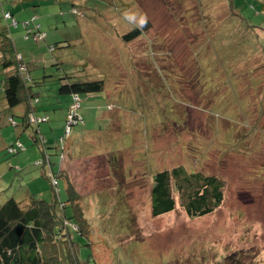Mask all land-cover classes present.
<instances>
[{
	"label": "rangeland",
	"instance_id": "374dc122",
	"mask_svg": "<svg viewBox=\"0 0 264 264\" xmlns=\"http://www.w3.org/2000/svg\"><path fill=\"white\" fill-rule=\"evenodd\" d=\"M29 19L38 43L22 38ZM4 31L28 68L32 114L49 121L6 107L0 63V206L52 191L64 202L68 186L89 222L78 234L67 221L76 262L62 264H218L229 253L264 264V0H0ZM64 77L104 89L79 94L62 150ZM44 148L64 175L56 183ZM178 166L222 180L218 209L190 218L174 192V210L151 215L152 176Z\"/></svg>",
	"mask_w": 264,
	"mask_h": 264
},
{
	"label": "trees",
	"instance_id": "16d2710c",
	"mask_svg": "<svg viewBox=\"0 0 264 264\" xmlns=\"http://www.w3.org/2000/svg\"><path fill=\"white\" fill-rule=\"evenodd\" d=\"M142 27L133 28L123 34L121 36L122 41L129 43L141 36L147 24H143ZM21 28L24 32L22 38L25 41H34L29 35L26 36L29 29L34 32H40L37 24H32V27L31 24L29 26H21ZM2 34L0 36V53L3 55L1 65L4 69L13 68V73L7 75L3 80L5 83L3 93L7 106L13 109L22 103H26V107H24L25 117L23 119L34 118L40 120V122H42L41 120L49 121L45 117L35 118L33 116L31 105L34 101L32 100L37 97H34L31 93L30 84H27L29 80L28 68L23 63L21 55L16 52L12 42ZM35 43L38 42L35 41ZM6 55L9 56L8 59H6ZM17 56H20L19 60L16 59ZM68 79L67 77L62 78L61 81L66 82H61L59 92L68 94L72 98L78 97L79 94L99 93L104 89V83L101 80L69 82ZM79 109L80 103L73 112L80 119ZM70 110L71 108L69 112ZM68 114L65 116V122ZM76 122L78 123L79 121ZM71 132L72 130H70L68 136H65L64 129L59 143L62 145V150H64V143L70 137ZM34 140L36 142L37 138L34 137ZM40 152L42 153V166H46L50 173L47 176L49 182L52 184L56 183L58 179H63L64 175L60 173L59 164L50 162L45 148L40 150ZM110 156L109 161L113 168L116 169L117 166L112 161L115 156ZM54 165L58 168L56 173L52 171V166ZM61 176L62 178H60ZM222 189L223 182L219 177L205 174L201 170L188 172L182 166H178L158 171L152 176L150 190L151 215L159 217L171 213L175 208L174 192L179 197L180 206L188 217L209 215L219 208L223 200ZM52 192L53 197L50 201L41 200L35 194H31L21 201L9 198L0 206V264H62L60 259H63V255L68 260L72 259V262H76L73 257L71 230L69 231L68 229L67 221L69 219L73 220L75 233L80 234L85 230L84 224L87 221L89 222V220L86 219L85 214L81 211L79 197L68 186V198L64 202L57 201L55 192ZM68 206L72 209L69 216L64 211ZM62 245L66 251L65 253H63ZM237 256L238 254L234 257L229 253L226 257L223 256L218 264H242L240 257Z\"/></svg>",
	"mask_w": 264,
	"mask_h": 264
},
{
	"label": "built area",
	"instance_id": "2783aa9c",
	"mask_svg": "<svg viewBox=\"0 0 264 264\" xmlns=\"http://www.w3.org/2000/svg\"><path fill=\"white\" fill-rule=\"evenodd\" d=\"M4 19H5L6 21L9 22V26H10V27L16 28V27L18 26V22H17V21L11 16L10 13H8V12L4 13ZM30 24H31V21H24V22L22 23V26H23V27H24V26H29ZM36 28H37V27H36ZM28 35H29L34 41H37V40H39V39L42 38V37H41V35H42L41 32H34L32 29H29V30H28L26 36H28ZM26 36H25V37H26ZM16 59L19 60V59H20V56H17ZM21 69H22V68H21ZM78 98H79V97H77V96L73 97V105L71 106V110H70V112H69V114H68V116H67V125H66V128H65V136H68V135H69L70 130H71V128H70L71 124L76 123V121H79V118L76 117L75 114H74V112H73V111L76 110V109L78 108V106H79V100H78ZM8 120H9L11 123H14L13 120H12L11 118H9ZM31 120H32L33 122H35V123L40 122V120H38V119H34V118H31ZM19 149H21V146H20V145H17V146H14V148H10V149H8V152H9V153H16L17 150H19Z\"/></svg>",
	"mask_w": 264,
	"mask_h": 264
},
{
	"label": "crops",
	"instance_id": "0c3cea01",
	"mask_svg": "<svg viewBox=\"0 0 264 264\" xmlns=\"http://www.w3.org/2000/svg\"><path fill=\"white\" fill-rule=\"evenodd\" d=\"M15 15V14H14ZM6 30H10L9 28H8V26H7V28H6ZM1 34L2 33H0V36H1ZM3 34H4V36H6L9 40H10V38H9V35L4 31L3 32ZM2 34V35H3ZM22 37V36H21ZM16 50V49H15ZM17 52V51H16ZM18 53V52H17ZM18 54H20V53H18ZM0 63H2V61L0 62ZM4 71L6 72V73H8L7 75H9V74H11V73H13V68H8V69H4ZM4 83V82H3ZM4 85H5V83H4ZM29 85V84H28ZM5 105H6V107H8L7 106V104H6V102H5ZM20 108L17 110V111H15V113H16V115H18L20 118H22L21 120L22 121H26L25 119H23V117H25V109L22 107V106H19ZM9 108V107H8ZM15 108H17V107H15ZM15 108H13V109H15ZM14 111V110H13ZM49 158H50V156H49ZM59 163V162H58Z\"/></svg>",
	"mask_w": 264,
	"mask_h": 264
},
{
	"label": "clouds",
	"instance_id": "9594fccd",
	"mask_svg": "<svg viewBox=\"0 0 264 264\" xmlns=\"http://www.w3.org/2000/svg\"><path fill=\"white\" fill-rule=\"evenodd\" d=\"M5 13H6V12H5ZM18 24H19V23H18ZM8 27L11 28L9 25H8ZM11 119L13 120V118H11ZM20 146H21V145H20ZM21 148H22V146H21ZM20 150H21V149H20Z\"/></svg>",
	"mask_w": 264,
	"mask_h": 264
}]
</instances>
